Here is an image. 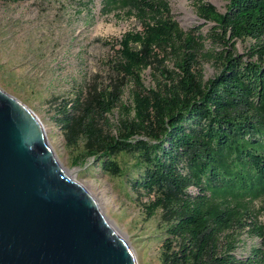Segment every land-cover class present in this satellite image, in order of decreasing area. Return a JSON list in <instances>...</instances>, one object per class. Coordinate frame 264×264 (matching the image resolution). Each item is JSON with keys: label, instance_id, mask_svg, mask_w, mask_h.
I'll list each match as a JSON object with an SVG mask.
<instances>
[{"label": "trees", "instance_id": "trees-1", "mask_svg": "<svg viewBox=\"0 0 264 264\" xmlns=\"http://www.w3.org/2000/svg\"><path fill=\"white\" fill-rule=\"evenodd\" d=\"M195 1L203 22L196 32L179 28L166 0H101L105 12L130 3L141 27L124 33L116 50L118 73L135 90L113 135L87 116L88 106L76 118L66 110L64 128L72 145L84 141L82 164L92 159L111 176L124 174L118 155L134 156L131 190L148 216L160 210L167 222L163 264H264V224L253 206L264 200V0H228L224 13ZM166 59L174 68L145 89L143 71ZM204 61L215 67L206 81ZM97 96L101 117L118 102ZM243 234L260 243L238 256Z\"/></svg>", "mask_w": 264, "mask_h": 264}, {"label": "rangeland", "instance_id": "rangeland-1", "mask_svg": "<svg viewBox=\"0 0 264 264\" xmlns=\"http://www.w3.org/2000/svg\"><path fill=\"white\" fill-rule=\"evenodd\" d=\"M169 15L183 31H197L203 22L194 10L195 0H166ZM219 13H224L228 0H205ZM132 5L123 2L105 12L101 0H20L0 1V90L25 105L42 124L48 144L60 167L71 174L95 199L99 210L117 235L131 249L137 264H163L167 222L162 212L150 217L133 193L130 182L138 173L135 158L130 154L116 157L122 175L111 176L95 161L82 164L84 141L71 144L64 128L65 111L72 118L80 117L86 107L97 125L114 134L112 126L120 118V105L130 103L133 83L124 79L116 68L117 41L129 31L141 29ZM211 26L200 29L207 34ZM250 40L236 43L238 53ZM209 48L208 42H206ZM203 80L215 75V67L202 62ZM172 70L169 60L152 65L142 73L145 89L162 82L158 71ZM118 98L105 124L100 116L98 94ZM100 101V100H99ZM79 103V109L75 105ZM146 203V199L143 200ZM259 210L258 222L264 224V200L253 204ZM257 238L241 235L236 255H246ZM174 246V245H173Z\"/></svg>", "mask_w": 264, "mask_h": 264}, {"label": "water", "instance_id": "water-1", "mask_svg": "<svg viewBox=\"0 0 264 264\" xmlns=\"http://www.w3.org/2000/svg\"><path fill=\"white\" fill-rule=\"evenodd\" d=\"M0 264H137L37 117L1 90Z\"/></svg>", "mask_w": 264, "mask_h": 264}, {"label": "bare ground", "instance_id": "bare-ground-1", "mask_svg": "<svg viewBox=\"0 0 264 264\" xmlns=\"http://www.w3.org/2000/svg\"><path fill=\"white\" fill-rule=\"evenodd\" d=\"M63 172L65 173L66 176H68L69 178H71V176H70L71 174L65 172L64 170H63ZM109 224H110V223H109ZM113 230H114V229H113ZM114 231H115V230H114Z\"/></svg>", "mask_w": 264, "mask_h": 264}]
</instances>
